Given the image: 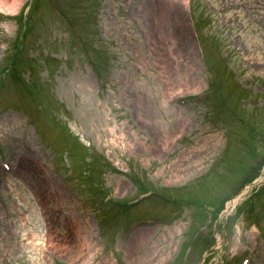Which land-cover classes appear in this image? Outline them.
<instances>
[{
    "label": "rangeland",
    "instance_id": "374dc122",
    "mask_svg": "<svg viewBox=\"0 0 264 264\" xmlns=\"http://www.w3.org/2000/svg\"><path fill=\"white\" fill-rule=\"evenodd\" d=\"M27 1L0 0V74L20 51L0 90V264H264V0L190 6L206 62L186 0H36L14 19ZM211 77L205 104L176 103ZM102 190L187 202L124 212ZM141 218L170 223L130 240Z\"/></svg>",
    "mask_w": 264,
    "mask_h": 264
},
{
    "label": "bare ground",
    "instance_id": "6f19581e",
    "mask_svg": "<svg viewBox=\"0 0 264 264\" xmlns=\"http://www.w3.org/2000/svg\"><path fill=\"white\" fill-rule=\"evenodd\" d=\"M169 15H170V16H169V19H170V17L174 19V15H173V14H169ZM162 17H163V16H162ZM165 19L168 20V16H167V18H165ZM177 20H178V18H177ZM179 22L182 23L181 20H180ZM174 33H175V32H174ZM176 36H177V37H180V34H179V33H176ZM178 40L180 41V39H178ZM160 146H161V145H160ZM160 146H159V147H160ZM136 234H138V233H134V234L132 235V237L130 238V240H132L133 237H134V235H136ZM31 239H33V238H31ZM130 240H129V241H130ZM33 241H35V240L33 239ZM127 243H128V242H127Z\"/></svg>",
    "mask_w": 264,
    "mask_h": 264
}]
</instances>
